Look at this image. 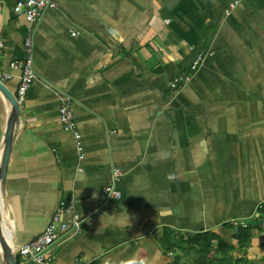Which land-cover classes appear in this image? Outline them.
<instances>
[{
  "label": "crops",
  "instance_id": "crops-1",
  "mask_svg": "<svg viewBox=\"0 0 264 264\" xmlns=\"http://www.w3.org/2000/svg\"><path fill=\"white\" fill-rule=\"evenodd\" d=\"M16 1L0 0V72L17 95L12 62L30 36L36 79L2 191L14 249L74 200L84 230L47 264H264V229L253 224L264 200V0L229 15L230 0H56L33 24ZM63 93L75 99L81 152L60 119ZM9 116L0 92V154ZM114 167L122 196L105 201ZM233 219L253 236L226 261L218 240L206 253L191 245L205 233L236 242Z\"/></svg>",
  "mask_w": 264,
  "mask_h": 264
},
{
  "label": "built area",
  "instance_id": "built-area-1",
  "mask_svg": "<svg viewBox=\"0 0 264 264\" xmlns=\"http://www.w3.org/2000/svg\"><path fill=\"white\" fill-rule=\"evenodd\" d=\"M242 1L243 0H230L224 9L225 15H229ZM56 6V0H17L13 10L17 16L24 17L29 24H33L41 18L46 10L55 8ZM76 33L77 32H73V34ZM24 51L25 56L22 62L19 60L12 62L13 67H21L22 69L17 95H15L20 106L25 99L28 89L36 79V71L34 68V43L30 36H27L24 40ZM202 57V53L198 54L190 70L183 72L173 79L172 83L174 87H179L188 82L191 70L197 66L202 60ZM7 76L9 75L0 72V80L3 82H5ZM74 103L75 99L73 96L68 93H63L60 95L58 111L63 128L73 133L76 146L81 152L83 149L82 133L75 121ZM122 173L120 168L114 167L112 169L111 178L102 191V197L105 201L119 199L122 196V192L116 186ZM257 210L259 211V215L260 212H262L261 227L264 229V200L258 204ZM85 220L86 216H83L76 210V203L74 200L64 207L57 208L43 232L18 249H14L17 264H47L49 253L52 248L68 234L82 233ZM247 224L246 221L237 219L231 220V225L234 227L235 232H237L240 227H246Z\"/></svg>",
  "mask_w": 264,
  "mask_h": 264
},
{
  "label": "water",
  "instance_id": "water-1",
  "mask_svg": "<svg viewBox=\"0 0 264 264\" xmlns=\"http://www.w3.org/2000/svg\"><path fill=\"white\" fill-rule=\"evenodd\" d=\"M0 92L5 97L10 105V116L7 123L4 146L2 149L1 162H0V247L3 248L4 253H2L0 248V254L3 258L4 264H17V259L12 244L11 236L5 225L3 219V201H2V191L4 184L6 182L7 170L9 159L12 151V142L14 137L15 125L18 121L21 106L17 102L15 94L9 89L5 82L0 80Z\"/></svg>",
  "mask_w": 264,
  "mask_h": 264
},
{
  "label": "trees",
  "instance_id": "trees-1",
  "mask_svg": "<svg viewBox=\"0 0 264 264\" xmlns=\"http://www.w3.org/2000/svg\"><path fill=\"white\" fill-rule=\"evenodd\" d=\"M261 214L256 219H254L253 224L256 223L257 228H261ZM253 236V226L251 223H248L246 227H240L237 232L234 233V239L236 242H228L225 239H220L215 233H205V234H200L197 235L196 238H191L190 242L193 247L197 246L200 247L201 242L203 241L204 243V248H203V253H206L211 247L212 243L214 240H218V247L220 249L221 255L225 259V261L231 257L229 252H232L236 247H245L247 246L252 239ZM195 249V248H194ZM201 249V248H198ZM243 259H237L236 262H240ZM92 264H97V263H92Z\"/></svg>",
  "mask_w": 264,
  "mask_h": 264
},
{
  "label": "bare ground",
  "instance_id": "bare-ground-1",
  "mask_svg": "<svg viewBox=\"0 0 264 264\" xmlns=\"http://www.w3.org/2000/svg\"><path fill=\"white\" fill-rule=\"evenodd\" d=\"M1 155H2V154H0V162H1ZM0 248H1L2 253H4L3 248H2V247H0Z\"/></svg>",
  "mask_w": 264,
  "mask_h": 264
},
{
  "label": "rangeland",
  "instance_id": "rangeland-1",
  "mask_svg": "<svg viewBox=\"0 0 264 264\" xmlns=\"http://www.w3.org/2000/svg\"><path fill=\"white\" fill-rule=\"evenodd\" d=\"M259 221H261V219H260ZM0 256H1V254H0ZM0 258H1V257H0ZM0 260H2V259H0Z\"/></svg>",
  "mask_w": 264,
  "mask_h": 264
}]
</instances>
